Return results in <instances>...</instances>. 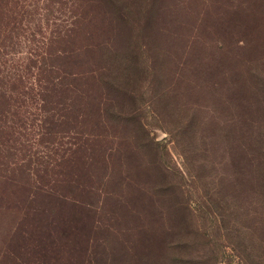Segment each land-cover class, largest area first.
Segmentation results:
<instances>
[{
    "label": "rangeland",
    "instance_id": "374dc122",
    "mask_svg": "<svg viewBox=\"0 0 264 264\" xmlns=\"http://www.w3.org/2000/svg\"><path fill=\"white\" fill-rule=\"evenodd\" d=\"M0 264H264V0H0Z\"/></svg>",
    "mask_w": 264,
    "mask_h": 264
}]
</instances>
